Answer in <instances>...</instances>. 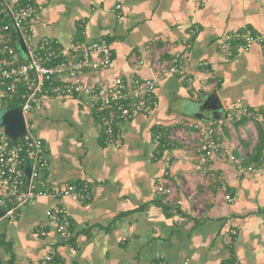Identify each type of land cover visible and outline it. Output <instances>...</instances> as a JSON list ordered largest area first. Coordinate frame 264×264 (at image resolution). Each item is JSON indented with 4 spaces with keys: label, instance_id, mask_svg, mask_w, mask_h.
<instances>
[{
    "label": "crops",
    "instance_id": "0c3cea01",
    "mask_svg": "<svg viewBox=\"0 0 264 264\" xmlns=\"http://www.w3.org/2000/svg\"><path fill=\"white\" fill-rule=\"evenodd\" d=\"M8 1L16 7L25 0ZM31 1L42 7L32 19L35 42L49 38L69 50L99 38L110 43L112 66L82 74L85 83L139 74L158 81L159 104L152 114L122 123L119 139L109 142L87 95L44 98L29 118L46 145L49 179L58 185L88 182L93 198L61 201L76 247L54 230L46 228L45 236L38 232L46 211L60 202L48 195L25 205L16 219L1 220L0 255L12 264H45L51 250L57 255L54 264H152L159 257L166 264H230L233 259L264 264V167L239 171L218 152L209 167L201 168V140L191 126L196 121L221 125L223 149L252 155L257 122L222 126L225 118L201 120L183 109L185 101L216 92L225 115L235 105L264 112L261 45L221 50L228 33H264V0ZM193 29L198 32L192 34ZM187 41L197 95L157 62L161 53L162 60L168 58ZM202 81L208 84L205 90ZM168 130L170 143L160 154L155 134ZM164 174L172 186L169 195L157 191Z\"/></svg>",
    "mask_w": 264,
    "mask_h": 264
},
{
    "label": "built area",
    "instance_id": "2783aa9c",
    "mask_svg": "<svg viewBox=\"0 0 264 264\" xmlns=\"http://www.w3.org/2000/svg\"><path fill=\"white\" fill-rule=\"evenodd\" d=\"M41 9V6L31 0L16 7H11L8 0H0V110L8 107L11 102L19 103L20 107L17 108L23 112L27 128L26 134L13 142L0 127V207L4 210L5 217L16 219L25 205L39 197L52 195L58 198L60 202L46 211V224H41L38 232L45 236L46 228L54 230L68 245L74 232L69 211L61 201L67 197L82 202L91 201L93 190L85 181L60 185L50 181V160L46 145L33 132L35 125L29 115L46 97L63 98L85 94L106 139L115 142L120 137L119 128L122 123L130 121L138 114L150 115L154 112L159 104L156 95L158 81L135 74L128 77L117 76L98 83H85L82 74L112 66L113 53L110 43L105 38H99L90 44L69 50L49 38L35 42L32 19ZM197 32L198 29L192 30V34ZM17 34L27 44L31 53L30 61H25L18 54ZM160 38L161 36L154 37L152 42ZM234 44L240 45L244 50L250 49L254 44H260L264 52V33H254L251 30L228 33L222 39L221 50L229 52ZM190 49L191 42L187 41L183 50L174 52L163 60L161 53L157 62L166 73L181 76L191 93L197 95V80L189 64ZM138 63L142 64L143 61ZM202 83V90L207 89L208 84L204 81ZM245 118L264 125L263 111L239 105H235L220 124L229 126ZM191 126L197 130L201 140L197 158L201 168H207V165L209 167L218 152L225 155L229 163L235 165L239 171L264 167V155L259 163L247 164L252 155H236L228 149H223L216 138V133H222L221 125L216 128L213 124L196 121ZM161 137V133L155 134L157 141H160ZM25 162L31 167L30 180L27 179L23 167ZM169 162L170 159L167 158V166L170 165ZM166 175L168 174L159 179L157 191L169 195L173 192ZM226 199L231 200L230 194L226 195ZM236 234V230L232 231L231 245L235 242ZM1 238L0 232V240ZM53 256L54 252L51 250L43 258L44 263L51 262ZM0 264L12 262L0 255ZM152 264H166V261L159 257Z\"/></svg>",
    "mask_w": 264,
    "mask_h": 264
},
{
    "label": "water",
    "instance_id": "95a60500",
    "mask_svg": "<svg viewBox=\"0 0 264 264\" xmlns=\"http://www.w3.org/2000/svg\"><path fill=\"white\" fill-rule=\"evenodd\" d=\"M17 51L18 54L25 60H31V53L24 39L17 34ZM184 112L193 118L205 119H221L227 118L224 114V106L216 92L211 93L202 99L187 100L183 104ZM185 113V114H186ZM0 127H2L7 136L13 141H18L26 132V121L23 112L19 108L6 107L0 110ZM25 174L28 180L31 178V167L25 169ZM5 217L4 210L0 207V222Z\"/></svg>",
    "mask_w": 264,
    "mask_h": 264
},
{
    "label": "trees",
    "instance_id": "16d2710c",
    "mask_svg": "<svg viewBox=\"0 0 264 264\" xmlns=\"http://www.w3.org/2000/svg\"><path fill=\"white\" fill-rule=\"evenodd\" d=\"M25 2H26V0L22 1V3H20V4H25ZM14 41H16V39H14ZM9 106H11L13 108L20 107L19 103H17V102H11V103H9ZM244 121H248V119L245 118L239 123H242ZM257 126H258V132H259V140L256 143V145L254 146L252 156L247 161V164L248 163L250 164V163H253V162L259 163L261 158H262V156L264 155V125H262L260 123H257ZM157 133H161V135H162V137L160 138V144H159V150H160L159 152H160V154H162L165 151V149L168 148V146H169V143H170V131L168 130L167 133H165V132L164 133L157 132ZM216 138H217L218 142L220 143V135L217 134V133H216ZM248 145H249V142H248ZM200 146H201V142H200ZM25 163L28 164V162H25ZM207 167H208V165H207ZM165 208L167 210H169L170 207H169V205H166ZM1 237L3 238V235H1ZM75 239L76 238H74V236H73L70 239V241L68 242V245L76 247L77 243L75 242L76 241ZM54 256L53 257L56 259L57 255H54ZM54 258H53V260H54ZM53 260L51 262H48V264H54ZM234 262L235 261L233 259V260L230 261V264H234Z\"/></svg>",
    "mask_w": 264,
    "mask_h": 264
},
{
    "label": "rangeland",
    "instance_id": "374dc122",
    "mask_svg": "<svg viewBox=\"0 0 264 264\" xmlns=\"http://www.w3.org/2000/svg\"><path fill=\"white\" fill-rule=\"evenodd\" d=\"M190 100H191V99H190ZM2 220H4V218H3Z\"/></svg>",
    "mask_w": 264,
    "mask_h": 264
}]
</instances>
